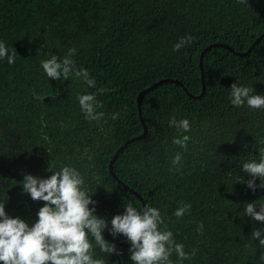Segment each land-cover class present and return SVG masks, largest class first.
Masks as SVG:
<instances>
[{"label": "trees", "instance_id": "obj_1", "mask_svg": "<svg viewBox=\"0 0 264 264\" xmlns=\"http://www.w3.org/2000/svg\"><path fill=\"white\" fill-rule=\"evenodd\" d=\"M247 3L0 0V42L17 54L11 65L0 59V202L6 215L34 225L45 202L23 191L24 176L46 179L71 166L95 201L89 208L107 222L103 238L121 243L119 264H133L131 245L122 234L113 237L110 221L129 203L141 213L145 206L159 209L175 243L187 253L197 249L183 261L173 252V264H264V245L252 238L253 230L264 238V223L244 215L246 204L254 202L256 211L264 205V188L259 177L255 191L248 188L252 177L242 171L245 162L261 158L264 109L233 106L230 89L236 83L264 95V36L251 47L264 32V0ZM185 36L192 43L174 52ZM216 43L228 47L204 52L202 78L201 52ZM70 48L76 51L69 58L77 70H88L95 87L74 74L64 80L44 73L42 60L53 54L62 62ZM162 79L169 81L150 88ZM147 88L141 99L146 135L113 158L144 131L137 96ZM92 93L102 105L96 111L104 113L99 121L86 119L79 105V95ZM173 116L188 119L191 130L170 127ZM183 135L190 137L186 151L172 143ZM178 152L182 161L174 166ZM184 204L191 209L177 218ZM89 239L94 259L117 264L115 253Z\"/></svg>", "mask_w": 264, "mask_h": 264}, {"label": "clouds", "instance_id": "obj_2", "mask_svg": "<svg viewBox=\"0 0 264 264\" xmlns=\"http://www.w3.org/2000/svg\"><path fill=\"white\" fill-rule=\"evenodd\" d=\"M247 3V0H239ZM248 4V3H247ZM192 36L181 37L173 45L174 52L190 45ZM69 56L58 62L56 55L50 54V59L42 60L41 66L48 78L68 80L74 74L76 79H82L89 87H95L96 81L89 77L86 69L77 70L75 61L69 57L75 53L70 48ZM16 52L8 54L4 42H0V59L7 58L8 64L15 63ZM231 89V104L236 107L245 103L252 109H264V95H254L253 87L237 86L233 83ZM107 90L100 88L99 93ZM96 93L79 95V105L85 118L89 121H99L104 113L97 112L102 105L96 99ZM118 113L112 119L118 118ZM170 127L178 132H188L191 125L188 119L177 121L173 116L169 121ZM189 136L183 135L174 138L172 143L187 150ZM264 143V141H261ZM259 162L252 160L242 165V171L252 177L247 181V187L255 191V178L261 180L260 188H264V148L260 150ZM182 153H177L172 160L174 166L180 165ZM179 171V167L170 171ZM243 182V179H242ZM23 191L30 194L33 201H44V206L37 213L38 220L31 227L19 217L10 218L5 213L4 202H0V262L2 264H105L103 259H94L93 244L89 236L94 238L95 245L107 254L116 253L114 244L103 238V232L108 227L103 218L94 215L95 201L88 195L84 187V178L81 173L71 166H64L46 179L25 175L22 182ZM125 207L124 214L115 215L111 221L110 233L115 237L122 234L130 242V259L133 264H173L170 257L173 252L178 260L192 259L197 252L184 251V245L175 243L173 233L164 230L167 225L159 209L145 206L143 212L133 207L131 203ZM191 209L190 204L178 208L174 215L183 217ZM253 203L246 204L244 215L251 216L256 222L264 223V205L259 207ZM163 225V228L161 226ZM203 225L198 226L202 233ZM262 230H253L252 238L264 245L261 238ZM264 259V257H262Z\"/></svg>", "mask_w": 264, "mask_h": 264}, {"label": "water", "instance_id": "obj_3", "mask_svg": "<svg viewBox=\"0 0 264 264\" xmlns=\"http://www.w3.org/2000/svg\"><path fill=\"white\" fill-rule=\"evenodd\" d=\"M263 36H264V32H263V33H262V34H261L256 40H255V42L252 44L251 47H253L254 44H255L260 38H262ZM218 45L228 47L227 45H223V44H218V43H216V44H211L210 46L206 47V48L201 52V55H200V61H199V66H200V68H201V77H202V78H203V69H202V59H203V54H204V52H205L208 48H210V47H212V46H218ZM231 50H232V49H231ZM249 51H250V48H249L246 52L238 53V54H239V55H244V54H246V53L249 52ZM166 81H169V79H162V80L158 81L157 83H155L154 85H152L150 88H152L153 86H156V85H158V84H161V83H163V82H166ZM178 83H179V82H178ZM179 84H180V83H179ZM150 88H147L146 90L140 92V93L138 94V96H137V104H138V108H139V115H140V117H141V121H142V124H143V126H144V131H143V133H142L140 136H135V137H132V138L128 139V140H127L122 146H120V147L116 150V152H115L113 158H115V157L119 154V152L124 148V146L127 145L129 142H131V141H133V140H136V139H140L141 137H144V136L146 135L147 127H146V124L144 123V121H143V119H142V115H141V99H142L144 93H145L146 91H148ZM203 89H204V85H203ZM202 94H203V91H202L201 95H202ZM112 162H113V159L110 161L111 173H112V175H113L114 177H116V175L114 174V172H113V170H112ZM116 178H117V177H116ZM120 244H121V243L116 244L115 248H116L117 250L119 249ZM129 245H131V244H129ZM115 254H116V253H115ZM116 255H117V254H116ZM117 257H118V258H117V259H118L117 264H119V263H120L119 255H117Z\"/></svg>", "mask_w": 264, "mask_h": 264}, {"label": "rangeland", "instance_id": "obj_4", "mask_svg": "<svg viewBox=\"0 0 264 264\" xmlns=\"http://www.w3.org/2000/svg\"><path fill=\"white\" fill-rule=\"evenodd\" d=\"M8 139V138H7ZM2 160H0V164H1ZM6 169H7V175L12 171V165L10 166H6ZM6 169H5V172H6Z\"/></svg>", "mask_w": 264, "mask_h": 264}]
</instances>
